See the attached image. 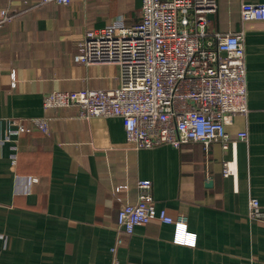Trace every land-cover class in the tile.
I'll return each instance as SVG.
<instances>
[{
  "label": "crops",
  "instance_id": "0c3cea01",
  "mask_svg": "<svg viewBox=\"0 0 264 264\" xmlns=\"http://www.w3.org/2000/svg\"><path fill=\"white\" fill-rule=\"evenodd\" d=\"M242 3L264 0H217L214 30L240 31ZM141 8V0H0V14L12 12L0 29V264H112L116 256L122 264H264V218L250 217L252 200L264 212V23L246 34L249 113L228 127L249 139L227 150L218 142L137 149L120 118L44 108L50 92L119 86L117 66L74 57L87 32L121 15L137 22ZM43 117L48 133L5 140L10 118L31 126ZM224 161L234 162V176L223 175ZM141 180L151 181L158 211L186 218L183 231L154 221L120 234L119 208L138 202Z\"/></svg>",
  "mask_w": 264,
  "mask_h": 264
},
{
  "label": "built area",
  "instance_id": "2783aa9c",
  "mask_svg": "<svg viewBox=\"0 0 264 264\" xmlns=\"http://www.w3.org/2000/svg\"><path fill=\"white\" fill-rule=\"evenodd\" d=\"M73 1L40 0L59 5ZM141 2V20L128 24L121 15L101 30L87 32L74 57L76 63L117 66L119 86L50 92L44 96V108L76 107L87 119L120 118L127 143L137 149L182 148L198 142L209 147L218 142L227 150L237 141H248L247 131L232 134L228 127L236 116L249 113L245 41L253 25L264 23V3H242L240 31L224 34L214 30L211 19L217 0ZM11 14L1 11L0 29ZM34 129L48 133L49 120L35 118L27 126L23 120L10 118L5 140ZM11 158L14 167L17 156ZM233 164L222 163L225 177L236 174ZM138 188V202L119 208L120 234L132 236L136 227L154 221L175 225L178 233L186 228L185 217L175 221L165 210H157L151 181L141 180ZM250 217L264 218L257 200L251 202ZM175 242L194 244L195 240L182 241L177 236ZM121 244L118 237L117 245ZM117 245L112 249L114 257ZM112 264L122 263L116 256Z\"/></svg>",
  "mask_w": 264,
  "mask_h": 264
}]
</instances>
